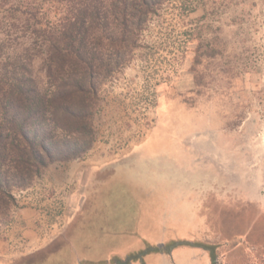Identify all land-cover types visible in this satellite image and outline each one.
<instances>
[{
	"label": "rangeland",
	"instance_id": "obj_1",
	"mask_svg": "<svg viewBox=\"0 0 264 264\" xmlns=\"http://www.w3.org/2000/svg\"><path fill=\"white\" fill-rule=\"evenodd\" d=\"M143 38L93 146L16 193L36 217L14 211L0 264H264V0H170Z\"/></svg>",
	"mask_w": 264,
	"mask_h": 264
},
{
	"label": "trees",
	"instance_id": "obj_2",
	"mask_svg": "<svg viewBox=\"0 0 264 264\" xmlns=\"http://www.w3.org/2000/svg\"><path fill=\"white\" fill-rule=\"evenodd\" d=\"M169 1L0 0V230L18 191L93 146L102 86L142 57L143 32ZM45 2L61 6L55 22L32 10Z\"/></svg>",
	"mask_w": 264,
	"mask_h": 264
},
{
	"label": "crops",
	"instance_id": "obj_3",
	"mask_svg": "<svg viewBox=\"0 0 264 264\" xmlns=\"http://www.w3.org/2000/svg\"><path fill=\"white\" fill-rule=\"evenodd\" d=\"M17 209L18 211L16 214H21V216L24 218V220L27 223L29 222V220L32 219V217H36L35 209H30V208H21V209L17 208Z\"/></svg>",
	"mask_w": 264,
	"mask_h": 264
}]
</instances>
